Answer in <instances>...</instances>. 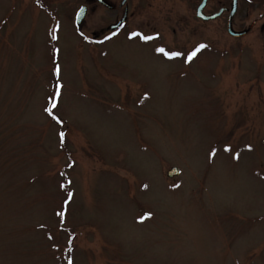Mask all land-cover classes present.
Returning a JSON list of instances; mask_svg holds the SVG:
<instances>
[{
    "label": "rangeland",
    "instance_id": "1",
    "mask_svg": "<svg viewBox=\"0 0 264 264\" xmlns=\"http://www.w3.org/2000/svg\"><path fill=\"white\" fill-rule=\"evenodd\" d=\"M80 1L0 0V264H264L259 28L234 41L187 0H129L92 44L122 12L77 31Z\"/></svg>",
    "mask_w": 264,
    "mask_h": 264
},
{
    "label": "flooded vegetation",
    "instance_id": "2",
    "mask_svg": "<svg viewBox=\"0 0 264 264\" xmlns=\"http://www.w3.org/2000/svg\"><path fill=\"white\" fill-rule=\"evenodd\" d=\"M136 1V0H134ZM205 1L203 7L201 8V13L205 17L216 15L213 19L197 18L196 11L198 7ZM46 2V1H45ZM190 9L194 11V17L199 23L217 22L219 21L224 28L227 36L234 41H240L248 36L255 27L259 28L261 35L264 37V9H262L261 18L263 19L259 25H257V20H252L249 24L245 25V20L249 18V10L254 5H260L264 8V0H187ZM138 4H136L137 6ZM92 6H101L108 11H120L122 12L121 17L126 13V19L128 18V12L133 11L134 8L130 6L129 0H81L79 6L75 11L81 7L85 8V18L88 12L93 11L95 8ZM234 10L232 12V7ZM243 12V13H242ZM132 13V12H130ZM260 17V15H259ZM85 18L81 22L83 25ZM259 18V19H261ZM116 19L114 22H117ZM259 22V21H258ZM229 29V30H228ZM235 33H242V35L235 36ZM95 35V33H92ZM240 43V42H237ZM233 47V46H232Z\"/></svg>",
    "mask_w": 264,
    "mask_h": 264
},
{
    "label": "snow or ice",
    "instance_id": "3",
    "mask_svg": "<svg viewBox=\"0 0 264 264\" xmlns=\"http://www.w3.org/2000/svg\"><path fill=\"white\" fill-rule=\"evenodd\" d=\"M133 35H139V34L138 33H133ZM52 38L54 40L57 39V36L55 34V30L53 31ZM141 39H143V40H149V39H152V37L142 36ZM205 47H206V45H204V44L197 45L195 49H193L191 52H189L187 54V57H186V59H185L184 62L185 63L190 62L193 59V57H195L196 54L198 52H200V50L203 49V48H205ZM57 51L58 50L53 49V54L55 55L57 53ZM156 52L162 54L166 59H169V60H171L173 58H176V57H180L182 55L181 52H178V51L168 52V51H165L163 48H157L156 49ZM59 72H60L59 65H55L54 66V69H53V75H55V76L58 77L59 76ZM60 87H61V85L59 83H57L56 89H54V96H56V97L59 96V89H60ZM54 106H55V100H53V102L51 103V106L48 107V108H45L44 111L46 113H48V115L51 116L52 119L55 120L57 123H61V121L55 115H53L52 108ZM59 135H60V138H61V142H63L64 133L61 132V133H59ZM228 150L229 149L225 148V151H228ZM234 158H236V157H234ZM61 215H63V214L61 213Z\"/></svg>",
    "mask_w": 264,
    "mask_h": 264
},
{
    "label": "water",
    "instance_id": "4",
    "mask_svg": "<svg viewBox=\"0 0 264 264\" xmlns=\"http://www.w3.org/2000/svg\"><path fill=\"white\" fill-rule=\"evenodd\" d=\"M179 171L176 168H172L167 172L168 177H173L175 175H178Z\"/></svg>",
    "mask_w": 264,
    "mask_h": 264
}]
</instances>
